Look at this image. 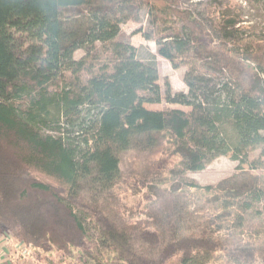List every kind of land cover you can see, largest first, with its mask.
<instances>
[{
    "label": "trees",
    "instance_id": "trees-1",
    "mask_svg": "<svg viewBox=\"0 0 264 264\" xmlns=\"http://www.w3.org/2000/svg\"><path fill=\"white\" fill-rule=\"evenodd\" d=\"M182 1L0 0V231L20 257L76 250L85 264L107 255L118 264H264V232L242 233L264 202L252 174L260 168L248 160L264 147V42L232 46L240 22L214 10L216 43ZM143 10L157 24L143 37L172 69H186V93L162 97L155 63L116 41ZM83 71L92 74L84 85ZM162 101L191 111L144 108ZM165 144L175 162L147 180L148 220L133 223L117 212L120 158ZM226 155L239 164L231 177L177 182Z\"/></svg>",
    "mask_w": 264,
    "mask_h": 264
},
{
    "label": "rangeland",
    "instance_id": "rangeland-1",
    "mask_svg": "<svg viewBox=\"0 0 264 264\" xmlns=\"http://www.w3.org/2000/svg\"><path fill=\"white\" fill-rule=\"evenodd\" d=\"M180 8L192 12L197 18L203 20L216 43L221 40L223 35L218 26L214 22H210L209 12L214 10L225 11L228 15L238 18L240 22L238 25L239 32L233 35V39L230 42L232 46L241 47L242 50H245L248 48L247 43L251 40L264 42V0H183ZM156 27L155 21L143 10L140 13V21L138 23L127 22L120 26L116 41L134 47L139 61L155 63L157 68L156 85L162 97L168 92L186 93L187 89L183 83L186 69H172L171 64L157 54V46L154 41L152 39L146 40L143 37L147 35L154 38L157 31ZM105 49L106 46L99 45L98 53H104V58H110L105 53ZM83 56V51H76L73 58L80 60ZM79 76L80 83L84 85L92 77V74L83 71ZM67 78L69 81H73V77L70 74H67ZM144 108L151 111L172 109L181 110L185 113L191 111L188 107L170 105L164 101L158 105H144ZM43 134H48V132H43ZM51 134L55 136V133ZM168 149L169 144H165L161 149L154 152H127L120 158L122 181L115 190L120 200L117 212L133 223L148 220L146 195L149 182L147 180H150L149 178L154 173H162V171L158 172V168H160L163 161L168 164L175 162V159L169 160L170 157L167 155ZM248 160L249 162H255L260 168L259 171L252 174L259 177V185L264 187V147L249 150ZM238 166V162L233 161L231 155L221 156L209 161L203 171L185 173L183 178L177 179V182L194 183L199 186H214L220 181L236 174ZM241 168L244 171H248L249 165H242ZM258 210H262L261 216L258 215ZM87 232L89 236L93 238L97 237L96 232L92 229H89ZM258 232H264V202L248 214L247 221L242 230L246 240H252L253 234ZM21 254L22 249L15 244L11 233L0 231V264H85L84 259H80L81 262L79 261L78 258L81 255L76 250H73L72 258L67 253L58 252H40L39 255L31 259L20 257ZM222 262L223 264H228L226 260ZM104 263L118 264L112 255H107ZM218 263L222 264L221 262Z\"/></svg>",
    "mask_w": 264,
    "mask_h": 264
}]
</instances>
